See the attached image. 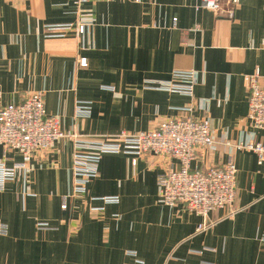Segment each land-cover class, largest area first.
Instances as JSON below:
<instances>
[{"label":"crops","instance_id":"1","mask_svg":"<svg viewBox=\"0 0 264 264\" xmlns=\"http://www.w3.org/2000/svg\"><path fill=\"white\" fill-rule=\"evenodd\" d=\"M227 1L215 12L197 9L202 0H0V106L43 92L67 134L0 191L9 226L0 264H264V160L238 148L264 143V130L249 122L243 80L258 69L264 85V0H239L233 18ZM81 22L82 37L46 36V24ZM175 69L199 72L194 99L146 87ZM78 101L91 102L90 116L77 115ZM187 114L207 120L215 138L192 166H223L231 156L237 166L233 215L217 209L203 218L161 203L157 176L170 160L147 155L133 165L125 153L103 154L87 192L62 208L75 154L69 135L114 139ZM21 159L0 145V160ZM116 195L118 203L98 199ZM206 220L213 224L199 231Z\"/></svg>","mask_w":264,"mask_h":264},{"label":"built area","instance_id":"2","mask_svg":"<svg viewBox=\"0 0 264 264\" xmlns=\"http://www.w3.org/2000/svg\"><path fill=\"white\" fill-rule=\"evenodd\" d=\"M92 0H74L78 6ZM140 1V0H138ZM224 0H202L197 9L206 8L219 11ZM239 0L226 2L225 15L233 18ZM177 21V18H174ZM86 24L81 22L46 24L47 37H66L70 34L82 37ZM79 65L88 66L86 57L79 58ZM260 71L252 75L246 74L244 85L249 90L248 119L253 128L264 130V85L259 82ZM199 81V72L195 69H175L171 78L147 84V88L165 90L195 98V86ZM105 89H114L104 86ZM91 102L78 101V116L91 115ZM194 106L186 107L187 113ZM56 116L47 113L43 92H33L22 102L0 106V145L7 150L20 153V162L8 165L0 160V191L8 182L14 181L21 171L27 172L28 167L37 153H48L56 141L66 136ZM75 142V154L70 166V188L64 196L63 209L68 207L67 201L87 192L90 182L99 175L100 162L103 154L125 153L133 156L136 165L142 156L154 155L169 159L167 167L158 174L157 185L159 201L165 205H183L196 214L206 218L217 209H229L228 215L236 210L233 205L237 194V166L232 158L223 166H209L206 169L193 167L203 149L215 144L213 130L207 120L196 118L191 114L168 118L157 127L137 133L120 132L114 139L83 138L78 134L69 135ZM239 149H247L258 155L259 163L264 160V143H240ZM177 160L179 166L176 164ZM103 204L118 203L119 196H102L98 198ZM97 210L104 206L96 207ZM213 224L206 220L198 227L206 230ZM38 228H50L48 222H38ZM9 232L7 223L0 220V234ZM169 264V263H164Z\"/></svg>","mask_w":264,"mask_h":264}]
</instances>
